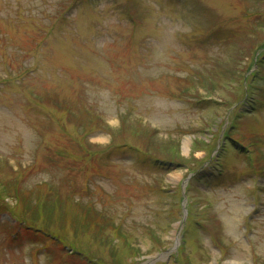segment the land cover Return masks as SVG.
Instances as JSON below:
<instances>
[{"label": "rangeland", "instance_id": "obj_1", "mask_svg": "<svg viewBox=\"0 0 264 264\" xmlns=\"http://www.w3.org/2000/svg\"><path fill=\"white\" fill-rule=\"evenodd\" d=\"M0 264H264V0H0Z\"/></svg>", "mask_w": 264, "mask_h": 264}, {"label": "bare ground", "instance_id": "obj_2", "mask_svg": "<svg viewBox=\"0 0 264 264\" xmlns=\"http://www.w3.org/2000/svg\"><path fill=\"white\" fill-rule=\"evenodd\" d=\"M187 140L184 142V150H186V148H187ZM173 176V175H172ZM171 181H174V178L173 177H170L169 178Z\"/></svg>", "mask_w": 264, "mask_h": 264}]
</instances>
